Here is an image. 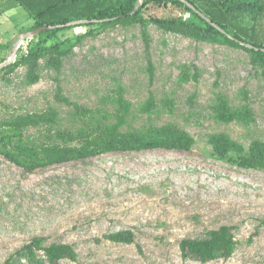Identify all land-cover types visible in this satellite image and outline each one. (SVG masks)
Wrapping results in <instances>:
<instances>
[{"label":"rangeland","instance_id":"obj_1","mask_svg":"<svg viewBox=\"0 0 264 264\" xmlns=\"http://www.w3.org/2000/svg\"><path fill=\"white\" fill-rule=\"evenodd\" d=\"M165 2H149L130 20L88 24L77 15L86 4L80 1L62 12L67 27L53 36L24 27L11 36L0 67L29 47L45 53L35 83L25 82V62L0 73V120L42 116L24 128L35 144L56 140L59 130L96 125L99 113L90 118L82 107L113 111L102 100L118 87L133 104L121 131L172 123L195 143L190 150L106 151L28 171L4 155L0 142V264H30L20 249L35 237L43 245L73 246L76 259L56 264H264V170L220 158L208 142L210 134H226L245 150L264 142V55L253 53L247 39L264 37V17L252 20L254 13L245 11L236 18L229 11L227 35L246 37L233 45L219 35L202 40L159 27L153 17L177 16L205 27L211 6L195 0L196 11ZM150 97L159 109L148 119L143 106ZM166 97L173 100L172 113L163 110ZM221 102L242 120L213 118ZM224 225L236 241L230 256L201 261L181 255L183 238H203ZM120 230L132 232L133 242L107 238Z\"/></svg>","mask_w":264,"mask_h":264},{"label":"trees","instance_id":"obj_2","mask_svg":"<svg viewBox=\"0 0 264 264\" xmlns=\"http://www.w3.org/2000/svg\"><path fill=\"white\" fill-rule=\"evenodd\" d=\"M32 17L34 23L25 31H31L39 28L53 26L39 32L51 37L56 31L67 27L66 23L69 17L62 14L65 10H73L79 7L80 1L86 4L77 12L79 18L86 17L87 23L91 20L113 21L130 20L136 18L140 8L149 2L162 4L167 0H15ZM141 1V2H140ZM175 4L188 5L194 7L195 0H185L186 5L181 0H172ZM211 6L208 9V18H203L206 26L197 25L186 21L181 17L171 16L165 18L153 17V21L161 28L167 31H173L185 36L195 37L207 40L215 35L224 37V40L230 44L238 45L240 41L246 40V37L234 34V38L227 35V21L231 19L227 16L230 11L237 18L238 14L249 11L253 12V19L264 17V0H203ZM139 3H141L139 5ZM166 3V2H165ZM164 3V4H165ZM74 12V11H73ZM120 18V19H119ZM254 30V28H252ZM252 47L249 48L253 53L264 55V37L251 35L247 38ZM47 49H45L46 51ZM45 55L40 47H29L27 52L21 55L18 61L9 62L0 67V73L14 70L21 62L28 64L26 74V83L32 84L39 80L38 60ZM187 73H184V78ZM103 105L111 104L113 111L106 108H85L83 112H88L90 118H95V113H99L101 119L96 125L86 124L74 131H57L56 140H48L35 144L33 139H28L24 133V128L29 125H38L43 119L38 115H24L0 120V142L5 146L4 155L22 166L28 171L35 168L58 164L75 160L91 155L101 154L106 151H140L145 149L166 148L176 150H190L195 143V139L189 132L179 128L175 124L165 123L157 125L149 122V127L145 132H123L120 128L132 116L133 104L123 95L122 87H118L115 93L102 100ZM163 110L173 112V100L166 97L162 101ZM75 109L79 110L80 105L74 103ZM159 106L155 104L153 98H149L144 104L143 110L147 112L148 119L152 114L158 111ZM77 112H80L77 111ZM46 120H54L52 117H45ZM213 118L230 122L233 120H242L236 111H231L226 103L221 102L213 115ZM112 120V121H111ZM50 139V138H49ZM208 142L213 148V152L220 158H228L236 162L240 167L254 168L264 170V142L253 141L248 149L234 141L226 134H210ZM8 148V146H10ZM8 148V150H7ZM232 153L235 158L230 157ZM107 238L116 243H131L134 240L132 232L120 230L107 235ZM41 237L33 238L25 244L20 251L25 252V257L30 264H56L63 258L71 260L76 259V253L73 246L68 243H51L43 245ZM236 241L229 233L228 226H221L218 229L210 230L203 238H183L179 243L181 255L183 257H195L201 261H208L215 258L216 254L228 257L235 248ZM43 251V259L37 258V250Z\"/></svg>","mask_w":264,"mask_h":264},{"label":"crops","instance_id":"obj_3","mask_svg":"<svg viewBox=\"0 0 264 264\" xmlns=\"http://www.w3.org/2000/svg\"><path fill=\"white\" fill-rule=\"evenodd\" d=\"M33 23L26 9L15 0H0V55L5 54V46L9 45L11 36L18 28H30ZM1 46H4V49Z\"/></svg>","mask_w":264,"mask_h":264},{"label":"water","instance_id":"obj_4","mask_svg":"<svg viewBox=\"0 0 264 264\" xmlns=\"http://www.w3.org/2000/svg\"><path fill=\"white\" fill-rule=\"evenodd\" d=\"M49 28H53V26L44 27V28H39V29H35V30H33V31L39 33V32H41V31L46 30V29H49ZM33 31H32V32H33Z\"/></svg>","mask_w":264,"mask_h":264}]
</instances>
